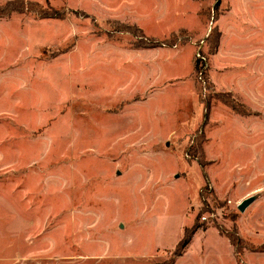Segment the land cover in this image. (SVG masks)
Masks as SVG:
<instances>
[{"label":"rangeland","instance_id":"374dc122","mask_svg":"<svg viewBox=\"0 0 264 264\" xmlns=\"http://www.w3.org/2000/svg\"><path fill=\"white\" fill-rule=\"evenodd\" d=\"M195 220L174 264H264V0H0V264H167Z\"/></svg>","mask_w":264,"mask_h":264},{"label":"trees","instance_id":"16d2710c","mask_svg":"<svg viewBox=\"0 0 264 264\" xmlns=\"http://www.w3.org/2000/svg\"><path fill=\"white\" fill-rule=\"evenodd\" d=\"M218 3L219 2H217L215 8L218 6ZM213 30L210 31V33H209V35L207 37V40L210 39V37H211V35L213 33ZM218 35L219 34H217L215 43L217 42V39H219ZM148 45L150 46L151 43H149ZM199 227H200V225L198 224L197 220H195L194 224L191 227H187L186 228L183 238L180 240V242L178 243L175 251L172 254V257H173L172 260L170 262H168L167 264H174L176 259L183 254L184 250L186 249V247L192 241V238H193L194 234L196 233V231L198 230ZM231 240L235 242L236 238H232Z\"/></svg>","mask_w":264,"mask_h":264},{"label":"water","instance_id":"95a60500","mask_svg":"<svg viewBox=\"0 0 264 264\" xmlns=\"http://www.w3.org/2000/svg\"><path fill=\"white\" fill-rule=\"evenodd\" d=\"M256 199V196H249L247 198H245L244 200H242L239 205L238 208L240 211H245V209Z\"/></svg>","mask_w":264,"mask_h":264},{"label":"crops","instance_id":"0c3cea01","mask_svg":"<svg viewBox=\"0 0 264 264\" xmlns=\"http://www.w3.org/2000/svg\"><path fill=\"white\" fill-rule=\"evenodd\" d=\"M10 256H2V257H0V259L1 260H3V259H5L6 260V258H9Z\"/></svg>","mask_w":264,"mask_h":264}]
</instances>
